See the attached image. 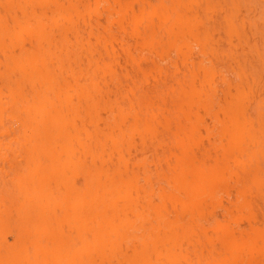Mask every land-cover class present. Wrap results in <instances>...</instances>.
Instances as JSON below:
<instances>
[{
	"label": "bare ground",
	"instance_id": "obj_1",
	"mask_svg": "<svg viewBox=\"0 0 264 264\" xmlns=\"http://www.w3.org/2000/svg\"><path fill=\"white\" fill-rule=\"evenodd\" d=\"M0 264H264V0H0Z\"/></svg>",
	"mask_w": 264,
	"mask_h": 264
}]
</instances>
